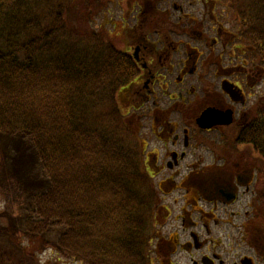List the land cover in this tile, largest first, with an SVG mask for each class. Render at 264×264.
Returning a JSON list of instances; mask_svg holds the SVG:
<instances>
[{
  "label": "trees",
  "instance_id": "16d2710c",
  "mask_svg": "<svg viewBox=\"0 0 264 264\" xmlns=\"http://www.w3.org/2000/svg\"><path fill=\"white\" fill-rule=\"evenodd\" d=\"M202 1L259 77L241 136L264 156V0ZM123 2L0 0V264H158L146 144L124 111L136 67L106 32Z\"/></svg>",
  "mask_w": 264,
  "mask_h": 264
},
{
  "label": "flooded vegetation",
  "instance_id": "af4514ba",
  "mask_svg": "<svg viewBox=\"0 0 264 264\" xmlns=\"http://www.w3.org/2000/svg\"><path fill=\"white\" fill-rule=\"evenodd\" d=\"M179 1L124 0L106 31L136 67L124 111L140 121L141 160L157 180L152 248L158 264H264V156L241 136L258 77L212 7ZM207 114L230 123L200 125ZM228 230L246 254L225 250Z\"/></svg>",
  "mask_w": 264,
  "mask_h": 264
},
{
  "label": "rangeland",
  "instance_id": "374dc122",
  "mask_svg": "<svg viewBox=\"0 0 264 264\" xmlns=\"http://www.w3.org/2000/svg\"><path fill=\"white\" fill-rule=\"evenodd\" d=\"M177 0H175V2H176ZM172 2V0H168V3H165V4H161V6L162 7H168V6H170V3ZM188 2H190V0H183V2H181V1H179V3L180 4H187ZM201 10V9H200ZM198 16H200V12H198V14H197ZM86 17V13L85 12H82V14H78L77 16H76V18H78L79 19V21L77 22V24L79 23V25H81L80 27L81 28H87L88 27V23H90L91 21L89 20V21H87L86 19H84ZM86 20V21H85ZM94 26H96V21L95 20H93L91 23H90V27L92 28V27H94ZM223 29H225V30H230V29H228L227 27H226V25L223 27ZM259 86L257 85V86H255V91H257V88H258ZM252 90V89H251ZM156 182H157V180L156 179H154V180H152V183L153 184H156ZM2 207V203H1V199H0V208ZM151 209L153 210V209H155V207L154 206H152L151 207ZM152 217H153V214H152ZM161 220V219H160ZM243 219H240V221H242ZM164 223V224H163ZM150 224H151V222H150ZM159 224V228L160 229H162V231H164V232H169L170 231V233L173 231V229H172V222H170L169 224L167 223V222H161L160 221V223H158ZM155 229H157L158 227H157V224H155V227H154ZM165 229V230H164ZM225 234H226V237H227V243H225V242H223V244L225 245V250H227V251H229V252H231V253H234V254H242V253H245L246 254V252H247V250L246 249H244V248H242L240 245H238V248H236V247H231V245H229V241H232V240H237L238 238L237 237H239L240 236V232H238V234H235V233H232L230 230H228V231H225ZM143 243H144V241H143ZM148 247V250H149V256H150V248L151 247H153L152 245H148L147 246ZM151 256H153L154 257V255H152V253H151ZM228 256H230V255H228ZM227 257V256H226ZM61 264H67V263H64V262H61ZM184 264H187L186 262H184Z\"/></svg>",
  "mask_w": 264,
  "mask_h": 264
},
{
  "label": "water",
  "instance_id": "95a60500",
  "mask_svg": "<svg viewBox=\"0 0 264 264\" xmlns=\"http://www.w3.org/2000/svg\"><path fill=\"white\" fill-rule=\"evenodd\" d=\"M202 120H204V123H200V125L209 122V120L213 121L212 125H215L216 123L228 125L230 123V120L224 122V120L219 119V116L213 117L211 114L205 115L204 117H202Z\"/></svg>",
  "mask_w": 264,
  "mask_h": 264
}]
</instances>
